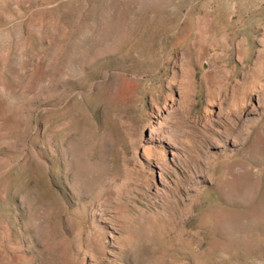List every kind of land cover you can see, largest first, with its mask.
<instances>
[{"label":"rangeland","instance_id":"1","mask_svg":"<svg viewBox=\"0 0 264 264\" xmlns=\"http://www.w3.org/2000/svg\"><path fill=\"white\" fill-rule=\"evenodd\" d=\"M0 264H264V0H0Z\"/></svg>","mask_w":264,"mask_h":264}]
</instances>
